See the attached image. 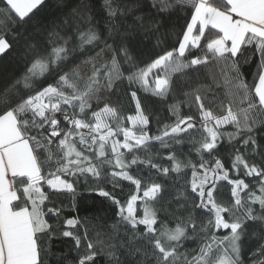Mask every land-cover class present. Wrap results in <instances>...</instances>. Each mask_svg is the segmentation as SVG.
I'll return each instance as SVG.
<instances>
[{
  "label": "snow or ice",
  "instance_id": "snow-or-ice-1",
  "mask_svg": "<svg viewBox=\"0 0 264 264\" xmlns=\"http://www.w3.org/2000/svg\"><path fill=\"white\" fill-rule=\"evenodd\" d=\"M210 60L230 77L223 114L192 89L193 100L172 103L173 122L151 135L138 92L187 98L179 81ZM254 63L249 84L244 69ZM122 94L135 115L122 114ZM257 112H264V0H0V264H45L56 238L49 220L60 217L65 195L76 211L81 182L111 202L117 220L106 239L93 241L79 218L66 219V227L84 228L61 232L73 241L72 264H264V119ZM186 142L198 160L180 158ZM157 144L168 150L169 166L156 162ZM142 169L177 179L190 169L192 179L168 192L145 181ZM124 181L143 195L122 202L103 186ZM220 181L231 186L229 202ZM197 211L208 218L198 221ZM198 226L207 240L195 255L182 253ZM220 230L226 234L218 237Z\"/></svg>",
  "mask_w": 264,
  "mask_h": 264
},
{
  "label": "trees",
  "instance_id": "trees-1",
  "mask_svg": "<svg viewBox=\"0 0 264 264\" xmlns=\"http://www.w3.org/2000/svg\"><path fill=\"white\" fill-rule=\"evenodd\" d=\"M183 21H180V25H183ZM180 31V26H177L175 32ZM211 38V37H210ZM176 41V35L173 34L170 39V46L174 45ZM203 43V41H202ZM258 63V61H257ZM246 73V79L251 84L253 77L256 72L255 63L251 67H246L244 69ZM251 73V75H248ZM230 77L225 74L224 65L217 64L215 61L210 60V62L205 66H199L195 71H189L187 77L181 79L179 83L182 85L183 90L190 93V95L185 98L183 95L177 94L174 96H170L168 100H162L160 98L151 96L150 94L144 93L142 90L138 92V96L141 98V102L143 107L146 110V114L150 115L151 123L149 125L150 134L156 135L159 130L162 129L164 124H170L173 122L172 119H169L170 113L168 111L169 106L172 103H176L178 101H191L193 100V96L191 95L192 89H198L201 96L206 97L205 104L206 107L212 109V111L216 114H223V105H227L229 99L231 98L229 95V84L228 80ZM116 97H113V101H116ZM120 103L123 105L122 114L125 118L129 115H135V103L131 101L130 97L127 94H122ZM235 107V106H234ZM182 114H195V107H193L192 112L190 113L187 107H182ZM254 118L257 120L264 119V112H257L254 115ZM174 119V118H173ZM157 121H160L158 124ZM125 126L131 127L130 123L125 119ZM228 130H233L231 126H228ZM122 140V137H119ZM193 146L189 143H185L181 147V152L183 155L180 157L182 160L193 159L194 161L198 160L199 157L195 155L194 151L192 155L189 156V150L192 149ZM159 151V157H155L156 162L162 163L164 166H169V163L166 161V156L168 154V150L159 148L157 144L153 149V153L155 156V152ZM218 155H224L223 152L218 153ZM206 159H210L209 157H205ZM140 175L144 178L145 181L152 180L158 183H162L165 186V190L168 192H175L177 188L183 189L186 183L190 182L191 170L186 169L184 174H181V177L177 179V174H170V178H165L163 176H158L155 174V171L149 173L147 169H142ZM231 178H235L233 173H230ZM246 182L248 180L246 179ZM253 184H256L253 181ZM108 191L113 192L118 199L124 202L127 198H129L132 194H137L142 196L143 191L140 193H136L135 186L131 185L129 182H122L121 187L113 188L110 184L103 185ZM219 190L223 194V202H229L230 200V190L231 186L227 184L226 181L219 182ZM143 188V185H142ZM253 191L258 192V186L253 187ZM78 193L82 195H77L76 197V211L72 210V199L69 195H65L61 197L62 204H58V207H61V215L60 217L53 222L51 219L50 223L53 224V227L56 229L55 239L51 241L50 247L51 251L45 255L44 261L45 264H56V258L63 255L66 258V264H72L73 257L75 256V252L73 250V241L70 238H65L61 236V232L64 230L83 232L84 228L79 227L77 229L68 228L65 226L64 221L69 218H79L82 224H86L89 237L93 241L106 239V233L110 231L109 226L117 220L115 216V208L111 204L110 201L104 199L103 197H99L95 194H89L84 189V184L81 182L78 185ZM242 196L245 194L242 193ZM141 201H137V210L142 215V208H140ZM166 207L169 208L171 212L176 208V204ZM258 207V206H256ZM160 216H164L163 212L159 213ZM183 216H187L188 213H182ZM100 217V219H97ZM47 218V217H46ZM195 218L200 220H206L208 217L200 215L199 211L195 214ZM175 222H171L169 227H174ZM97 232L100 233L97 236ZM226 230H220L216 233L218 237L225 235ZM190 239L182 241V247L180 251L182 253H186L189 256L195 255L196 252L199 251V248L205 243L207 237L203 235L199 226L195 233L189 231L188 233ZM41 247L47 249L49 244L47 242V237L42 238Z\"/></svg>",
  "mask_w": 264,
  "mask_h": 264
},
{
  "label": "rangeland",
  "instance_id": "rangeland-1",
  "mask_svg": "<svg viewBox=\"0 0 264 264\" xmlns=\"http://www.w3.org/2000/svg\"><path fill=\"white\" fill-rule=\"evenodd\" d=\"M253 115H255V113Z\"/></svg>",
  "mask_w": 264,
  "mask_h": 264
}]
</instances>
